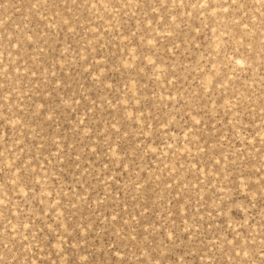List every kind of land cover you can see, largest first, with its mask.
Returning <instances> with one entry per match:
<instances>
[{
    "label": "rangeland",
    "instance_id": "1",
    "mask_svg": "<svg viewBox=\"0 0 264 264\" xmlns=\"http://www.w3.org/2000/svg\"><path fill=\"white\" fill-rule=\"evenodd\" d=\"M0 264H264V0H0Z\"/></svg>",
    "mask_w": 264,
    "mask_h": 264
}]
</instances>
